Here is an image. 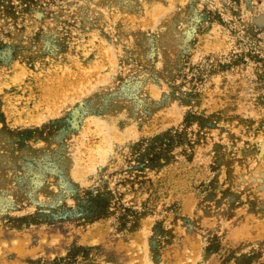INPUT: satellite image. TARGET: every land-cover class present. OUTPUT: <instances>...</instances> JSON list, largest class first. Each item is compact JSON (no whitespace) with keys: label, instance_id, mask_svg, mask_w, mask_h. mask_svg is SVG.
I'll list each match as a JSON object with an SVG mask.
<instances>
[{"label":"rangeland","instance_id":"obj_1","mask_svg":"<svg viewBox=\"0 0 264 264\" xmlns=\"http://www.w3.org/2000/svg\"><path fill=\"white\" fill-rule=\"evenodd\" d=\"M0 264H264V0H0Z\"/></svg>","mask_w":264,"mask_h":264}]
</instances>
